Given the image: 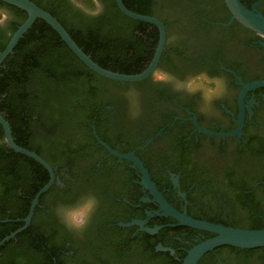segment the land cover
Segmentation results:
<instances>
[{
	"label": "flooded vegetation",
	"instance_id": "1",
	"mask_svg": "<svg viewBox=\"0 0 264 264\" xmlns=\"http://www.w3.org/2000/svg\"><path fill=\"white\" fill-rule=\"evenodd\" d=\"M132 1L137 9L146 6L143 11L150 10L165 25L166 43L157 68L179 79L200 71L223 76L229 92L215 101L212 112L206 115L199 110L198 95L188 96L168 84H154L150 75L117 83L99 79L92 99L66 98L70 116L64 121L56 123L46 115L39 119L34 114L31 126L22 131L29 133L32 146L54 167L55 180L40 197L29 224L45 240L32 241L38 244L36 249L27 248L24 255L26 244L16 239L20 251L16 264H51L53 260L57 264H183L191 248L215 235L182 225L172 216L156 214L160 203L144 185L139 167L110 153L99 140L119 153H134L164 198L181 212L238 228L264 226V87L248 90L243 98L241 136H216L198 128L229 132L238 127L242 83L264 79V35L232 19L224 0ZM241 1L264 15V0ZM77 3L83 7L75 6L78 12L73 23L89 26L88 36L96 43L100 38V43L107 42L110 34L116 44H121L116 34L119 23L111 19L110 0ZM97 4L102 11L93 15ZM1 12L6 16L0 20L4 29L15 19V12L0 4ZM129 18L126 46L115 47L114 53L113 48L102 46L99 52L104 57L112 54L114 63L127 66L129 72H141L155 54L160 29L152 22ZM152 31L157 43L148 38ZM133 86L139 91L141 108L135 118L129 114L124 95ZM0 131L1 211L7 208L3 176L7 173L6 158H1V151L3 144L8 146L3 128ZM88 194L97 197L99 206L83 232L70 231L55 209ZM21 199L15 202L18 209L27 206V199ZM135 220L144 223L128 225ZM4 221L9 219L0 223ZM156 226L161 227L154 233L146 230ZM41 246L51 254L39 251ZM1 248L0 264H5L8 256ZM197 264L264 263L260 253L247 254L222 245L206 252Z\"/></svg>",
	"mask_w": 264,
	"mask_h": 264
},
{
	"label": "trees",
	"instance_id": "2",
	"mask_svg": "<svg viewBox=\"0 0 264 264\" xmlns=\"http://www.w3.org/2000/svg\"><path fill=\"white\" fill-rule=\"evenodd\" d=\"M32 1L57 17L78 45L99 65L121 73H138L129 72L127 66L114 63L112 54L104 57V54L99 52L102 46L113 48L111 53H114L115 47L126 46L127 26L130 18L119 9L115 0H110V12L111 19H115L119 23L118 33L115 32L118 36V41L121 40L119 42L121 44L117 43L118 45L115 43L116 38L113 40L110 36V31L107 42L100 43L103 40L100 38L98 43H96L94 38L88 36L89 26L73 23L72 18L78 12V9L74 5L69 4L67 0ZM134 1L137 2L138 0ZM124 3L135 12L151 15L150 10L143 11V9L147 10L146 6L142 7L143 9H137L132 0H124ZM0 4L15 12V19L6 28H0V51H2L12 34L27 18L28 13L3 0H0ZM111 24L114 25V23ZM97 33L99 35V32ZM156 36V33L152 31L148 38L153 43H157ZM99 79H107L112 83H117L116 80H111L91 70L68 47L51 25L41 18L36 19L33 26L19 40L13 53L5 59L0 67V112L9 121L15 142L41 155L32 146L29 133L24 132L27 125L31 126V120L33 121L32 116L37 114L39 119H42L46 115L50 119H54L56 123L58 120L60 122L64 121L70 116L66 98L80 96L84 101L92 99L97 90L95 82ZM90 122H92V119L87 122V125H90ZM0 128H3L1 124ZM22 128H24V131H22ZM21 132L24 133L22 134ZM1 135L2 131H0ZM4 143L6 144V142ZM2 157L6 158L5 171L7 173L6 176H3L6 180L5 183H7L5 190L7 208L0 211V220L9 219V222L4 221L0 223L2 231L0 240L24 224L23 221L16 222L13 225L10 222L28 215L31 201L41 187L49 181V172L35 159L16 152L4 144L1 151ZM19 188L22 189L20 195H18ZM45 194L46 192L41 196V199ZM19 198L27 199V206L25 205L23 209H18L15 205V202ZM16 239H20L23 246L26 244L24 255L27 253V248L33 247L36 249L35 247L38 244L32 241L40 240L44 242L45 240L40 231L34 225H30L18 233L15 238L6 242L1 248V251L5 249L4 256H8L6 262L4 261L5 264H16L17 258L20 257L19 246H16L15 243ZM11 246L16 248L12 252H9L8 249ZM225 246L235 248V250L247 254L260 253L264 263V247L241 249L231 245ZM39 248V251L44 250L46 254L50 253L45 248L41 249L43 246ZM52 253L54 256H58L57 252L52 251ZM51 264H57V262L53 260Z\"/></svg>",
	"mask_w": 264,
	"mask_h": 264
},
{
	"label": "water",
	"instance_id": "3",
	"mask_svg": "<svg viewBox=\"0 0 264 264\" xmlns=\"http://www.w3.org/2000/svg\"><path fill=\"white\" fill-rule=\"evenodd\" d=\"M6 3L15 5L28 13L27 18L22 22V24L17 28V30L12 34L10 40L8 41L6 47L0 51V67L5 59L14 51L15 46L18 44L19 40L24 36V34L33 26L36 19L41 18L45 20L49 25H51L61 36L62 40L66 42L68 47L78 56V58L85 63L91 70L96 72L97 74L104 76L106 78L119 80V81H138L144 79L150 75V73L157 68L159 59L161 54L165 48L166 43V29L164 23L155 16L146 15L142 13L135 12L129 9L124 0H115L119 9L127 16L141 20L152 22L156 24L160 29V38L156 47L155 54L149 63V65L138 73L128 74L121 73L117 71H113L102 67L96 61L92 59V57L87 54L74 40L71 34L67 31V29L63 26V24L52 15L49 11L39 6L32 0H3ZM227 7L232 13V19L238 20L243 25L255 30L256 32L264 35V15L257 10L254 6L253 8H248L241 0H224ZM243 89L240 93V102H241V112L238 119V127L229 132H217L209 129L202 128L198 126L199 130L216 136H232V135H242V128L244 126V117L245 111L243 109L242 103L243 98L248 90H255L259 87H264V79L257 80L250 83H242ZM0 124L4 130V139L7 146L13 149L16 152L25 154L40 164H42L50 173L49 181L41 187V189L37 192L34 199L32 200V204L29 210V213L26 217L22 219L24 224L13 231L12 233L5 236L2 240H0V248L9 240L15 238L18 233L22 232L26 229L32 221L34 211L36 206L39 203L40 197L49 190L55 180L54 167L41 155L37 152L27 149L23 146L18 145L13 137L12 128L10 126L9 121L6 117L0 112ZM109 151L110 153L119 156L120 158H126L132 161L139 169L142 171L143 177L142 181L144 185L151 191V193L155 196L157 201L160 203L161 210L156 211V214L172 216L179 221L182 225H187L196 229L212 232L215 235L211 236L200 243L196 244L193 248H191L185 257L183 264H197L199 259L208 251L213 250L214 248L222 245H231L236 246L242 249H250V248H258L264 247V227L257 229H248V228H238L229 225H224L221 223H216L208 220L194 218L193 216L187 214L186 211L181 212L174 206H172L162 195V193L158 190L155 182L150 178L148 170L144 167L143 162L134 154L127 153L122 154L111 148L106 142L99 140ZM150 216L154 214L148 212ZM133 223H141L144 221H133L128 223V225ZM161 226H156L154 228H146L151 233L156 232ZM163 249H170L167 247L159 246Z\"/></svg>",
	"mask_w": 264,
	"mask_h": 264
},
{
	"label": "clouds",
	"instance_id": "4",
	"mask_svg": "<svg viewBox=\"0 0 264 264\" xmlns=\"http://www.w3.org/2000/svg\"><path fill=\"white\" fill-rule=\"evenodd\" d=\"M74 6L82 8L77 0H72ZM102 8L97 4L91 14L98 15ZM174 40L175 37H172ZM154 84H168L178 93L188 96H199V110L204 114L212 112L213 104L217 100L224 98L228 92V84L223 76H210L206 71L190 74L183 79H179L172 73L155 68L150 73ZM124 95L127 100L129 114L133 118L140 115V94L133 86L125 90ZM99 206V201L95 195L88 194L71 204H59L56 209V216L70 230L76 233L83 232L89 225L92 216Z\"/></svg>",
	"mask_w": 264,
	"mask_h": 264
},
{
	"label": "rangeland",
	"instance_id": "5",
	"mask_svg": "<svg viewBox=\"0 0 264 264\" xmlns=\"http://www.w3.org/2000/svg\"><path fill=\"white\" fill-rule=\"evenodd\" d=\"M5 19H6V16L4 15V13L1 12V13H0V20L3 21V20H5Z\"/></svg>",
	"mask_w": 264,
	"mask_h": 264
}]
</instances>
